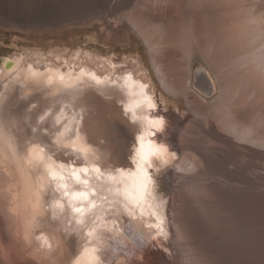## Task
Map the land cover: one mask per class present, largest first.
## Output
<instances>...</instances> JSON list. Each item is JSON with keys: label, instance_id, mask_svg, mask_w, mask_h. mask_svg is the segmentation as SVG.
<instances>
[{"label": "bare ground", "instance_id": "obj_1", "mask_svg": "<svg viewBox=\"0 0 264 264\" xmlns=\"http://www.w3.org/2000/svg\"><path fill=\"white\" fill-rule=\"evenodd\" d=\"M11 1L1 22L26 33H9L14 37L10 44L14 52L0 62V119L15 123L17 142L23 138L50 147L49 155L57 161H68L72 154L51 143L57 129L52 121L47 123L49 135L37 127V122L49 109L59 114L61 107L72 103L70 97L53 95L55 89L41 83L46 80L44 69L59 68L66 58L87 71L112 76L121 81V87L124 75L131 73L135 81L148 85L147 94L161 114H166V110L172 112L174 106L178 108V100L169 102L163 87L184 94L188 89L204 99L217 90L220 95L214 98L219 103L218 116L205 115L202 123L190 114L183 121H187L182 125L185 130L190 124L202 127L199 129L204 136L200 144L182 141L181 129L180 137L164 131L156 140L169 150L167 164L153 160L158 197L164 202L161 213L166 212L163 218L167 238L149 227L153 221L139 218L138 213L129 216L110 194L111 210L104 204L92 218L97 220L96 224L89 221L84 226L77 225L79 217L67 207L66 200L64 211L53 209L60 199L54 191L55 183L44 195L41 214L33 221L23 189L25 177L0 140V193L21 185L19 201L5 202L0 196V264H72L91 244L99 249L104 264H169L165 256L170 264H178L176 255L179 264H222L219 246L210 240L216 241L223 222L228 225L237 251L250 242L249 233L264 243V0ZM65 21L69 23L59 24ZM92 21L99 23L102 34L84 27ZM74 22L83 26L80 32L88 33L85 39L93 49L84 46L42 49L58 41L72 46L75 41L72 33L77 30L72 28ZM132 33L144 39L155 57L165 59L180 50L182 55L183 51L192 55L210 53L215 57L216 67L211 63L213 59L207 63L217 80L210 68L201 66L193 71L192 67L186 87L179 72L175 71L172 79L166 77L161 58H155L156 73L163 85L160 89ZM21 40L22 46L15 47ZM32 44L35 47H30ZM118 44L137 51L103 55L98 50L109 52ZM5 49L8 48L0 47ZM14 60L18 61L16 65L12 64ZM29 64L40 75L33 77ZM176 67L171 68L174 71ZM130 101L127 90L121 91L110 82L87 88L76 101L87 110L90 141L101 157V164L132 167L126 157L135 145L140 126L132 124L122 112L121 104ZM156 111L152 109L151 114ZM138 114H149L147 106ZM167 117L166 114V124ZM29 129H36L34 140ZM171 153H176L175 158ZM171 165L174 170L163 187L161 175ZM231 203L237 204V208L231 207ZM232 211L236 217L229 224L228 215ZM91 228L97 229L92 238L87 236ZM152 245L156 249H150Z\"/></svg>", "mask_w": 264, "mask_h": 264}, {"label": "snow or ice", "instance_id": "obj_2", "mask_svg": "<svg viewBox=\"0 0 264 264\" xmlns=\"http://www.w3.org/2000/svg\"><path fill=\"white\" fill-rule=\"evenodd\" d=\"M17 63L18 61H12L13 65ZM28 69L33 77L40 75L31 64L28 65ZM44 74L46 80L41 83L49 89H55L53 95L70 97L72 103L61 107L59 114H54L49 109L39 117L37 127L41 128L45 135H49L46 131L48 121L57 126L55 140L51 143L63 149L65 153L72 154L68 161H57L55 156L49 155L52 149L45 148L42 144L29 143L23 138L17 142L14 136L15 123L0 119V140H3L9 149V156L16 160L21 174L25 177L23 189L28 196L27 204L33 213V221L41 214L44 195L50 185L55 183L54 191L60 199L52 206L53 209L64 211L63 201L66 200L67 207L79 217L76 220L77 225L84 226L89 221L96 224L97 220L92 218L95 211L104 204H108L111 210L110 194L129 216L138 213L139 218L153 221L149 227L158 235L167 238L163 218L166 212L161 213L164 202L158 197L156 178L153 176V160H161L167 164L169 150L166 145L156 142L158 136L166 130V114H161L158 106L147 94L148 85L135 81L131 73H126L121 87V81L112 76L87 71L83 66H78L67 58L59 68H45ZM109 82L111 86L120 88L121 91L127 90L131 101L121 104L122 112L132 124L140 126L139 134L135 136V145L126 157L131 168L124 165L101 164V157L95 153L90 141L87 110L76 103L87 88L107 85ZM145 105L149 114L141 116L138 114L139 110ZM77 107H81V110L76 111ZM152 109H157L154 115L151 114ZM29 131L33 133L34 140L36 129ZM171 156L175 158L176 153H171ZM20 195L21 185L0 193L5 202H12L13 199L19 201ZM98 200L100 204L97 203ZM96 230L91 228L87 236L94 237ZM72 264L104 262L99 249L91 244L81 251Z\"/></svg>", "mask_w": 264, "mask_h": 264}, {"label": "rangeland", "instance_id": "obj_3", "mask_svg": "<svg viewBox=\"0 0 264 264\" xmlns=\"http://www.w3.org/2000/svg\"><path fill=\"white\" fill-rule=\"evenodd\" d=\"M12 2L13 1H11V0H0V47L8 48V49H5V50H0V62L2 61V58L6 57V56H8V55H10L11 53L14 52V49H12V47H10V44H13L12 40H14V37L13 36L10 37L9 33L10 32H16V33H19V34H25L26 33L25 32L26 30H22L20 28H15L13 26H9V25H7L5 23L3 24L1 22V18L6 16V14H7L6 12H8L7 11L8 10V6H11ZM70 22L73 23L72 21H70ZM66 23H69V21L61 22L59 24L62 25V24H66ZM59 24L55 25V26H59ZM81 27H83V26H81L80 24H76L74 22L72 28L73 29H77V30H75L72 33V35H73V37L75 39V41H74L72 46L71 45H67V44L65 45V44H63L62 41H58V43L54 44L53 46L46 45L42 49L48 50V49H50L52 47H57V46H59V47L68 46V47H71V48H76L78 46H84L86 48L93 49V47L91 45H89L86 42V39H85V37L88 36V33L83 34L82 32H80L79 29ZM84 27H88V31H90V27L94 28L99 34H102V29L100 31L99 23L97 21H92L88 25L85 24ZM131 35H132V37H134L138 41L139 50L143 54V60L149 66V69L151 70L152 76H153L154 80L156 81V84L158 85V87L160 89H162L163 85H162V82L160 80V77H159L158 73H156L157 71H156L155 62H154L155 58H158V59L161 58L160 59V61H161L160 63L162 65V68L165 70V73L167 72V75H168L167 76L165 74L166 77H170L171 79H172V77L174 78V74L176 75L175 71H177V74L180 73V76L184 77L182 79H184L183 83H184V85L186 87H188L186 82H187V79H189V77H190V71H191L192 67H193L192 68L193 71H195L197 68H199L201 66L209 69L210 65L207 62L209 60H212V59L213 60H212L211 63L213 64L214 67H216L215 66V64H216L215 57L213 55H211L210 53L209 54L207 53L208 55H206L204 53L203 54V55H205V57H204L203 55H201L199 53L195 54V55H192L189 52H184L183 51V55H182V51L180 50V51H176V52L170 53L169 56H166L167 59L166 58L164 59L163 56L160 57V55H157L155 57L152 54V52L150 51L147 43L144 41V39L140 35H138V34L135 35V33H132ZM13 46H15V45H13ZM21 46H22V40L19 41L18 45H16L15 47H21ZM23 46L24 47H28L29 45L24 44ZM115 46H116V49L115 50L110 49L109 52H106L105 50H101V49H98V50L101 53H103V55L112 54L113 52H116V53H119V52L123 53L124 52L125 54H129L131 52H136L137 51V50L133 51L134 49H131V47L125 46L123 44L122 45L118 44V45H115ZM30 47H35V44L30 45ZM180 53H181V55H180ZM209 55L211 56V58H209L210 57ZM162 59H164V60H162ZM175 63L177 65V67H176ZM164 64L166 66H164ZM170 64L175 65V66L171 65V67H176V68H174L175 69L174 71H173V68L169 67ZM167 65H168L169 68H167ZM178 68H180V71H179ZM167 69H170V70L167 71ZM176 69H178V70H176ZM209 70L213 74V77L215 78L214 80L216 81L217 79H216V76L214 75V71L211 70V68ZM215 70H216V68H215ZM162 90L164 91L165 95L167 96L169 102L174 103V102H176L178 100L177 101L178 108L176 106H174L173 108H171L172 112H169V111L166 110V114L168 116L167 117L168 118V122L166 124V130L165 131L168 133L169 136H171V135H173L175 133V134H179L178 136L180 137V135H183L181 133V130H183L184 136L180 137V138H182L181 139L182 141L187 140V141L191 142V144H192V142L195 141L194 143L200 144L199 141H201V138H203L201 136H204V134L202 132V129H199V127L200 128H202V127L200 125H198V124H195L194 126L192 124H190V128H186V130H185L184 129L185 127H182V125L184 126L185 122L187 123V121H185L184 123H183V121L186 119V116H188L190 114L194 118L196 117L195 118L196 120L197 119L200 120L201 118L204 119L203 117L205 115H207V116H211V115L218 116L217 114H219V111H218L219 109H217V108L219 107V103L216 100L217 99L216 97L220 95V91L217 90V92L215 94H213L212 96L208 97V99L207 98L204 99L201 96H199L198 94H196V93H194V92H192V91H190L188 89L187 90L185 89L186 90L185 92H187L185 94L183 92L182 93L181 92H176L177 93L176 94V93H174V91L173 92L170 91V89L169 90L168 89H164V87H163ZM214 98H216V99H214ZM217 103H218V105H217ZM216 111H218V112H216ZM184 114H185V116H184ZM202 119H201V122L203 123L204 120H202ZM195 127H198V128H195ZM183 137H185V138H183ZM196 141H198L199 143L196 142ZM171 166L172 167H170V170L168 169V170L163 171V174L161 175V177H162L161 185L163 184L162 185L163 187L167 186L165 184H167L168 178L171 176L172 170H174L173 169V165H171ZM231 207H235V209H236L237 208V204L234 205V204L231 203ZM234 213L235 212L232 211V213H230L228 215L229 216V220H230L229 224L230 223L233 224L234 223L233 221H235L236 214H234ZM232 214H234V215H232ZM251 215L252 214H250V216ZM226 224H227L226 222H223L222 226L220 227V234H219L220 236L218 235V238L216 239V241L215 240H210L211 242H213L214 244H217L219 246L218 249H219V252H220V257H221V260H222V264H249V263L250 264H264V255H263L264 254V248H260V246H262V244H263L262 247H264V243L261 244L260 242H258L256 240L255 236H254L255 235L254 233H249L250 236L252 235V238L250 237V242H248V244H247V246L245 248H242L241 250L238 249V251H237L235 249V246L232 243V238H231V235H230V232H229V229H228V225H226ZM250 232H253V231L251 230ZM226 244L229 245V246L232 244L233 246L231 245L232 247H229ZM222 246L223 247L226 246V247L222 249ZM256 247H258V248H256ZM150 249H156V247L152 245V246H150ZM247 249H249V251ZM165 252L169 254V251L165 250ZM232 252H233V254H231ZM243 252H244L245 255L243 254ZM165 257L168 260L167 262L170 264L171 261L168 258V256H165ZM174 259H175V261L178 264L180 263V259H179V257H177V255L174 256ZM161 261L164 262L163 260H161ZM252 262H254V263H252Z\"/></svg>", "mask_w": 264, "mask_h": 264}]
</instances>
